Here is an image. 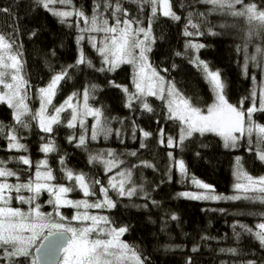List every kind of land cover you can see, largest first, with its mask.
<instances>
[{"label": "snow or ice", "instance_id": "1", "mask_svg": "<svg viewBox=\"0 0 264 264\" xmlns=\"http://www.w3.org/2000/svg\"><path fill=\"white\" fill-rule=\"evenodd\" d=\"M194 2L206 6L205 11L193 10L187 13L183 29L185 37L220 35V32L212 30L209 15L231 17L242 21L245 26L242 29V43L236 45L235 51L243 54L242 75L249 78L251 63L260 70V79L257 80L256 74L250 76L252 86L237 104L229 101L220 70H212L209 63L200 58V50L206 47L204 43L187 40L185 51L175 53L176 56L187 57L188 62L202 74L209 86L211 102L203 106L193 103L190 97H186L176 87L174 81L161 75L153 66L149 55L157 40L153 25L161 17L177 22L182 19L173 9V0H92L90 13L83 7H77L74 0H33L36 7L57 18L59 24L75 28V42L80 47L74 64L54 72L49 82L37 89L36 100L39 106L33 110L27 102L31 86L23 73L24 60L20 51L22 45L17 44L12 34L0 32V104L12 110L13 119L11 124L0 121V138L7 141V150L28 152L27 145L21 142L24 137L19 135V130L30 131L33 122L41 133L49 137L40 145V151L44 154L58 151L52 138L54 126L57 125L63 124L69 129H75L79 125V135H70L68 142L75 141V146L86 152L89 151V140L97 141L100 137L108 139L113 134L120 137V129L110 127L111 121L104 116L103 109L89 103L90 99L95 98L94 93L99 85L92 84L82 91L72 92L59 105L54 104V99L61 82L71 79L70 69L84 65L97 72L114 73L127 64L134 70L132 83L135 90L129 91L127 86L117 84L114 80H109L108 84L125 94V106L129 109L135 102H139L144 111L152 113L154 108L147 97H155L163 102L166 119L175 122L179 129L178 137L167 136V147L182 149L185 141L195 135L213 134L220 138L225 149H236L242 140H246L247 150L255 151L257 159L264 163V124L253 118L257 112L264 113V0ZM126 3L136 6L135 14L124 7ZM146 10L148 14L145 17ZM0 12L10 13V9L0 8ZM73 17L74 20L71 19ZM219 27L229 25L221 24ZM36 34L33 31L31 36ZM257 40L260 43H254ZM85 41L100 57L99 68L85 55ZM250 46L253 48L251 53ZM188 50H192L191 55ZM175 67L173 64V68ZM162 71L167 73L168 69L164 68ZM246 101L249 103L247 108L244 107ZM62 113H67L63 119ZM88 117L94 120L90 128L87 124ZM137 127L133 121V137ZM140 132L144 138L152 135L144 129H140ZM158 137L159 143L164 145L163 127L159 129ZM41 140H45V137L41 136ZM140 147L144 148L146 145L141 142ZM129 154L135 156L136 152ZM168 157L171 161L168 171L175 168L179 182L190 180L191 184L205 190L199 193L180 192L177 196L198 201L246 200L264 205V175L254 177L249 174L243 167L241 157L237 156L234 160L233 195L215 194L214 186L189 175L183 159L176 158L172 152H168ZM12 159L28 166L26 171L30 175L21 181L20 172L7 167L11 160H0V264H145L146 258L141 257L135 246L122 239L129 231L128 226L116 227L109 216L93 211H110L117 207V200L109 196V192H114L118 198L129 199L139 194L137 185L132 180L131 168L114 171L124 163L114 150L100 149L95 153L89 152L88 155L89 164L102 166L107 177L106 184L99 178L68 168L63 157L58 161L61 165L60 180L64 181L60 183L56 182L57 176L47 158L35 163L34 173L29 156L20 155ZM141 164L148 168L155 167L147 161H141ZM9 178H15L16 182H9ZM171 178L169 175L168 179ZM74 192L80 193L81 198H71L70 194ZM139 192L143 193L145 200L149 199V194L143 191L142 186ZM45 193L48 199L43 204L51 206L49 212L42 211L43 204L40 202ZM13 200L26 207H14ZM151 202L157 203L154 200ZM131 207L146 208L147 204H132ZM64 208L73 210L71 217L64 215L61 211ZM249 215L259 217V221L251 226L234 223L233 234L237 240L242 233L247 234L264 249V211ZM171 219L176 220L177 217L173 215ZM192 251L197 252L199 248L193 247ZM220 252L235 255L237 249L221 248ZM186 264H192L190 257ZM247 264L257 262L249 260Z\"/></svg>", "mask_w": 264, "mask_h": 264}, {"label": "trees", "instance_id": "2", "mask_svg": "<svg viewBox=\"0 0 264 264\" xmlns=\"http://www.w3.org/2000/svg\"><path fill=\"white\" fill-rule=\"evenodd\" d=\"M91 2L92 0H74L77 7H83L89 13ZM124 7L135 14L134 4L126 3ZM205 7L195 3L194 0H173V9L182 19L177 22L161 17L153 25L157 40L153 51L149 54L150 60L161 75L174 81L176 87L186 97H190L193 103L203 106L211 102L209 86L202 74L188 62L187 57L176 56L175 53L185 51L184 45L187 40L204 43L206 47L200 50V58L208 62L212 70H220L222 79L226 83L227 97L231 103L237 104L242 96L248 94L252 86L250 76L256 74L259 81L260 70L250 63L249 78L242 75L243 54L235 51L236 45L241 44L243 40L242 29L245 26L242 21H236L231 17L209 15L208 21L213 26L212 30L220 32V35L205 34L191 38L183 35L184 18L187 13L193 10L203 12ZM0 8L10 9V13L0 12V32L14 34L22 45L27 79L33 95H36L37 89L45 86L54 72L75 63L80 47L75 42L77 32L75 28L59 24L57 18L36 7L33 0H0ZM147 14L146 10L144 16L146 17ZM71 19L74 20L75 17ZM221 24L229 27L221 28L219 27ZM233 24L236 27H230ZM145 26H147L146 19ZM33 31L37 33L34 37L31 36ZM252 51L253 48L250 46L249 52ZM84 52L96 68L101 66L100 57L88 46L87 41L84 43ZM188 52L189 55L192 54V50ZM173 64L176 65L175 68ZM164 68L168 69L167 73L162 71ZM133 71L132 66L127 64L122 65L114 73H101L81 65L79 68L70 69L71 79L61 82L55 98V104L58 105L72 92L82 91L92 84L99 85V89L94 93L95 98L90 99L89 103L93 107L103 109L104 116L111 121L110 127L120 129L122 134L120 137L113 134L108 139L100 137L97 141L89 140V151L86 152L76 147L75 141L68 142L70 135L74 133L79 135V125L75 129H69L63 124L57 125L54 126L52 138L58 151L44 154L40 151V145L49 137L41 133L33 122L30 131L19 130V135L24 137L21 142L27 145L28 152L9 151L7 141L0 138V160H11L7 167L19 171L23 181L30 175L26 171L28 166L16 162L13 157L29 156L33 162V173L35 163L47 158L49 166L57 176L56 182L60 183L64 181L60 180L61 165L58 161L63 157L68 168L99 178L106 184L107 177L102 166L89 164L88 155L89 152L95 153L100 149H112L124 161L116 171L131 168L132 180L137 185L139 194L129 199L118 198L114 192H109V196L117 200V207L110 211H98L109 216L114 226H128L129 231L124 234L123 240L135 246L141 257L146 258L145 264H186L189 257L192 264H247L249 260L264 264V249L259 247L258 242L244 233L237 240L232 230V225L237 222L250 226L257 223L259 217L249 213H258V205L245 200L201 202L177 196V193L189 191L192 184L190 180L179 182L175 168L171 172L168 171L171 163L168 152H172L178 159H183L189 175L214 186L218 195L234 194L235 157L242 158L244 169L254 177L264 175V163L257 159L255 151L247 150L246 140H242L236 149H225L220 138L213 134L195 135L185 141L182 149L167 147V136L178 137L179 129L175 122L166 119L163 102L155 97H147L154 108L152 113L144 111L139 102H135L129 109L125 106V94L119 88L110 87L108 84L109 80H114L117 84L127 86L129 91H134ZM248 106L249 103L246 101L244 107ZM66 115L67 113L62 119ZM253 118L258 123L264 124V113L257 112ZM0 121L5 124L13 123L12 110L4 104H0ZM133 121L138 126L135 137H133ZM93 123L92 118L87 119L89 128ZM161 127L165 134L164 145L159 143L158 137ZM140 129L149 131L152 135L144 138ZM41 136H44L45 140H41ZM141 142L146 147L141 148ZM253 148H255L254 144ZM131 152H136V155H130ZM141 161H147L155 167H144ZM134 165L136 167H133ZM169 175L172 177L171 180L168 179ZM9 180L16 182L15 178ZM141 186L143 191L149 194L148 200H145L143 193L139 192ZM41 197L43 202L47 194ZM72 197L81 198V194L74 192ZM153 200L157 203L153 204L151 202ZM132 204L140 206L147 204V207H131ZM43 206L44 211H51L49 206L45 204ZM61 211L68 217L73 214L70 208ZM173 215L177 217L176 220L171 219ZM202 237L209 239L205 240ZM193 247H198L199 251L193 252ZM232 247L237 249V254L220 252L221 248Z\"/></svg>", "mask_w": 264, "mask_h": 264}, {"label": "rangeland", "instance_id": "3", "mask_svg": "<svg viewBox=\"0 0 264 264\" xmlns=\"http://www.w3.org/2000/svg\"><path fill=\"white\" fill-rule=\"evenodd\" d=\"M5 35H8V34H6L5 33ZM13 36H14V38L16 39V37H15V35L14 34H12ZM16 42H17V44L18 45H21L18 41H17V39H16ZM20 51L23 53V60H24V52H23V48L21 47L20 48ZM23 73H24V76H25V78L27 79V72H26V67H25V61H24V68H23ZM28 80V79H27ZM31 86V85H30ZM37 95V94H36ZM36 95H33V92H32V89H31V91H30V99L27 101L28 103H29V106L33 109V110H35V109H37L38 108V101L36 100ZM56 98V97H55ZM55 100L56 99H54V104H55ZM60 104V103H59ZM58 104V105H59ZM65 113H62L61 114V118H62V116L64 115ZM89 118H91V117H88L87 119H89ZM93 119V118H92ZM94 121V120H93ZM117 169H115L114 171H116ZM110 175H112L113 173H109ZM9 182H11L10 180H9ZM13 183V182H12ZM203 191H205V190H203V189H199V188H197L196 186H194L193 184L191 185V189L189 190V191H187V192H197V193H199V192H203ZM183 192H185V191H183ZM46 194V193H45ZM216 194V193H215ZM13 195H15V194H13ZM71 195V198H73L72 197V194H70ZM43 196V195H42ZM42 198V197H41ZM48 199V196L46 197V200ZM74 199V198H73ZM89 199H92V198H89ZM185 199H187V198H185ZM188 200H191V199H188ZM45 201V200H44ZM43 201V202H44ZM195 201H198V200H195ZM201 202H220V201H229V200H220V201H212V200H200ZM246 201V200H245ZM40 202L43 204V202L41 201V199H40ZM247 202H249V201H247ZM249 203H251V202H249ZM254 204H256V205H258V213L259 212H262V211H264V205H261V204H259V203H254ZM46 205V204H45ZM13 206L14 207H16V206H19V207H26V206H24V205H18L17 203H16V201L15 200H13ZM47 206H49V205H47ZM44 207V206H43ZM43 207H42V211H44V209H43ZM50 207V210H51V206H49ZM93 211H98V210H93ZM44 212H46V211H44ZM102 214V213H101ZM73 223H75V222H73ZM122 239H123V237H122Z\"/></svg>", "mask_w": 264, "mask_h": 264}]
</instances>
